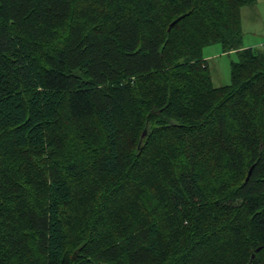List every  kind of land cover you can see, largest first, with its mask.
I'll list each match as a JSON object with an SVG mask.
<instances>
[{"label":"trees","instance_id":"16d2710c","mask_svg":"<svg viewBox=\"0 0 264 264\" xmlns=\"http://www.w3.org/2000/svg\"><path fill=\"white\" fill-rule=\"evenodd\" d=\"M254 3L0 0V264H264Z\"/></svg>","mask_w":264,"mask_h":264},{"label":"rangeland","instance_id":"374dc122","mask_svg":"<svg viewBox=\"0 0 264 264\" xmlns=\"http://www.w3.org/2000/svg\"><path fill=\"white\" fill-rule=\"evenodd\" d=\"M241 30L243 45L253 46L264 55V0H255L254 4L241 8ZM202 55L206 59L213 84H228L230 62L237 60L236 52H224L220 43H213L203 47Z\"/></svg>","mask_w":264,"mask_h":264},{"label":"water","instance_id":"95a60500","mask_svg":"<svg viewBox=\"0 0 264 264\" xmlns=\"http://www.w3.org/2000/svg\"><path fill=\"white\" fill-rule=\"evenodd\" d=\"M178 19H179V18L173 20V21L170 23L169 27L172 26V25H173ZM143 135H144V132L142 133V136H143ZM252 167H253V166H251V167L249 168V170H248V173H247V176H246V180L248 179V177H249V175H250V173H251V171H252ZM259 249H260V247H258V248L256 249V251H258ZM254 255H255V253H252L251 258L254 257Z\"/></svg>","mask_w":264,"mask_h":264},{"label":"crops","instance_id":"0c3cea01","mask_svg":"<svg viewBox=\"0 0 264 264\" xmlns=\"http://www.w3.org/2000/svg\"><path fill=\"white\" fill-rule=\"evenodd\" d=\"M243 47H246V46L243 45ZM249 47H253V46H249Z\"/></svg>","mask_w":264,"mask_h":264}]
</instances>
